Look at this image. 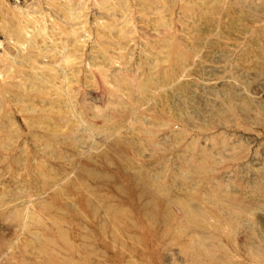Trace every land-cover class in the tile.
Listing matches in <instances>:
<instances>
[{
	"label": "rangeland",
	"instance_id": "rangeland-1",
	"mask_svg": "<svg viewBox=\"0 0 264 264\" xmlns=\"http://www.w3.org/2000/svg\"><path fill=\"white\" fill-rule=\"evenodd\" d=\"M0 264H264V0H0Z\"/></svg>",
	"mask_w": 264,
	"mask_h": 264
},
{
	"label": "bare ground",
	"instance_id": "bare-ground-1",
	"mask_svg": "<svg viewBox=\"0 0 264 264\" xmlns=\"http://www.w3.org/2000/svg\"><path fill=\"white\" fill-rule=\"evenodd\" d=\"M67 13H69V11H67L66 13H64V14H66L67 15ZM20 30H22V28L20 29ZM22 41H20V43H19V45H23V43H21ZM157 203H158V201H156ZM155 202V203H156ZM44 212H48V209H44ZM36 215H35V212H33V213H29V212H26L24 215H22V216H18V218L17 219H26L27 221H31V222H33V223H35V224H38V223H40V219L38 218V217H35ZM186 216V219L188 220V222H192V223H196V222H198V221H200V220H204V218H206L205 217V215H201V213H196L195 215H189V216H187V215H185ZM235 225L236 224H233V225H229V228H230V233H232V231H234L233 229L235 228ZM28 227V224H27V222H24V224H23V228L24 229H26ZM232 230V231H231ZM245 232H247L246 231V229H245ZM63 238H65V236L63 235L62 236ZM38 250H39V252H41V253H46V249H45V243H43L42 242V245H40L39 246V248H38ZM257 256H255V257H260V255H261V251H257ZM190 261L191 262H193V260H191L190 259Z\"/></svg>",
	"mask_w": 264,
	"mask_h": 264
}]
</instances>
